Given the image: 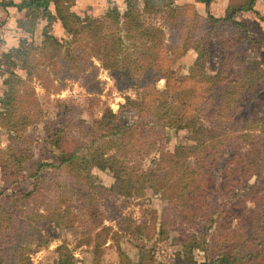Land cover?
<instances>
[{"label": "trees", "instance_id": "trees-1", "mask_svg": "<svg viewBox=\"0 0 264 264\" xmlns=\"http://www.w3.org/2000/svg\"><path fill=\"white\" fill-rule=\"evenodd\" d=\"M257 1L229 0L225 16L219 17L200 13L193 3L144 0L142 10L139 0H126L127 12L123 16L111 12L110 21L81 17L72 9L76 0L3 3L27 10L19 26L31 35L45 17L50 23L61 20L71 37L62 41L46 28L40 44L24 37L18 47L3 53L9 76L0 100V127L14 134L4 149L0 130V178L5 181L0 188V264H33L31 245L49 243L44 231L49 222L65 220L69 227L88 230L111 219L133 236L161 240L176 222L202 217L215 223L226 214L238 221L219 246L211 247L205 264H264V135L243 132L252 101L264 102V60L249 57L263 43L236 19L242 11H256ZM52 2L56 14L50 9ZM143 11L163 14L168 30L148 23ZM212 43L220 57L215 73L206 67ZM192 50L198 53L192 70L174 71V64ZM96 56L120 90L141 91V97L130 100L139 108L137 121L123 126L118 114L107 108L103 117L90 122L82 116L81 106L62 101L56 117L45 119L39 149L44 155L55 147L59 155L52 163L39 161L29 171L37 153L36 135L28 128L45 115L32 86L34 77L56 92L68 79H81L95 97L103 91ZM19 64L29 73L27 78L12 70ZM57 80L59 85H54ZM167 129L193 130L194 143L166 149ZM158 148L159 159L147 165L146 158ZM100 171L112 175L110 186ZM27 177L35 181L30 191L18 188ZM59 185L68 193L56 200ZM148 189L165 201L160 226L157 211L152 223L144 218L138 222L125 218L117 204L119 197L145 195ZM107 231L98 233L95 264H103ZM117 246L120 260L113 264H162L148 248L135 262L121 244ZM62 248L59 264H87ZM190 262L200 264L195 258Z\"/></svg>", "mask_w": 264, "mask_h": 264}, {"label": "rangeland", "instance_id": "rangeland-1", "mask_svg": "<svg viewBox=\"0 0 264 264\" xmlns=\"http://www.w3.org/2000/svg\"><path fill=\"white\" fill-rule=\"evenodd\" d=\"M177 4H196L200 13L208 15L212 13L219 17H224L229 0H214L210 5H206L203 2L197 0H175ZM142 10L144 9V0H139ZM2 12L0 14V100L4 93L7 91V86L4 84V80L9 76L7 71L8 66L3 63V53L9 52L11 47L5 45L4 38L6 19L8 13L5 8L0 5ZM73 10L81 17H91L98 21H110V13L117 12L123 16L128 6L126 0H77ZM256 11H242L236 15V19L245 23L250 28L252 36L258 38L263 47L260 51H253L250 53V58H259L264 60V0H258L255 6ZM20 12V11H19ZM22 13V12H21ZM26 12H23L24 15ZM143 18L150 24L160 26L168 30L165 25L163 14L153 11H143ZM43 18V17H42ZM40 19L41 23L37 28L34 35L28 36L40 44L43 40V30L48 24L47 20ZM45 18V17H44ZM123 20V17H122ZM47 28L50 32L58 37L62 41H66L71 37L68 29L64 27L61 21L49 22ZM27 34L15 33V45H20V40ZM133 45L130 44L132 49ZM133 51V49H132ZM198 53L194 50L190 51L187 56L176 62L173 66L174 71L179 74L189 73L195 65ZM95 63L99 67V79L103 91L101 94L92 96L86 87L83 85L81 79H68L67 85L60 92H56L55 88L50 90L46 89L41 80L35 76L32 82V86L36 89L37 99L39 100L41 107L44 111V118L40 123L34 126H30L28 131L33 132L36 135V141L34 148L37 156L30 163L29 171H33L38 167V162L43 161L45 163H52L54 159L59 155V150L55 147H51L52 151L48 154L42 155L39 151L43 139L45 137L44 125L45 119L49 117L55 118L58 111V103L62 101L70 102L82 107V116L88 121L92 122L98 118L103 117L107 108H112L114 112L118 114V118L122 125H132L138 119L139 108L130 105L131 99H138L141 97V91L137 88H129L120 90L116 84V80L109 69H106L101 64V59L98 56L93 58ZM220 66L219 49L215 43L211 44L210 59L207 62V72L215 73ZM24 78H27L29 73L23 69L22 65L13 67ZM54 85H59V80L55 81ZM166 85V80H162L159 83L161 88ZM92 96V97H91ZM129 99V100H128ZM176 103V102H174ZM1 105V102H0ZM1 148H8L10 143L11 133L6 128H1ZM243 132L249 134H263L264 135V102L252 101L251 106L247 109V117L244 122ZM167 135H169L170 141H165V148L174 151L178 145L193 144L192 136L194 131L191 129L181 130L176 132L174 129H167ZM196 143V142H195ZM161 149V148H160ZM162 150V149H161ZM116 150H111L108 155L114 153ZM123 157V156H122ZM160 150L152 152L150 156L146 158V164L151 165L155 158L159 159ZM32 167V168H31ZM49 170V169H48ZM52 171V170H51ZM101 179L105 184L109 186L113 183V177L106 171L98 172ZM2 178V177H1ZM0 178V188L5 186V181ZM35 187V181L33 178L27 177V179L20 180V186L18 188L30 191ZM68 191L65 186L59 185L56 187L55 198L59 200ZM9 194V192H8ZM122 196L117 199V204L122 205V215L131 217L140 222L141 219H146L150 223L153 222V214L158 212L160 226L161 215L165 206V201L160 194L155 193L152 189H148L145 195H135L131 198L124 200ZM124 200V201H123ZM249 204H254L249 200ZM238 219L230 218L229 215H223L215 223L206 222L202 217H197L192 220H181L175 223L174 228L169 231L167 237L157 240H150L146 236L131 235L127 230L123 229L117 221L107 219L101 226H96L85 230L84 227H78V225L67 226L66 221L63 220V224L55 225V222L46 223L44 229L46 236L49 239V243L43 247H37L34 244L31 248L34 249L30 252L31 260L33 264H59L60 252L59 247H63L62 251H66L67 248L74 254V257L87 264H95L94 250L96 240L98 239V233L103 228H108L107 242L103 244V264H113L120 260L118 246L121 244L122 249L128 253L133 261L138 262L141 258L143 249H150L152 253L158 257V261L162 264H192L191 258H195L200 261V264L207 263V253L210 252L212 246H219L224 238V235L229 232L237 223ZM85 242V243H83ZM87 242V243H86Z\"/></svg>", "mask_w": 264, "mask_h": 264}, {"label": "crops", "instance_id": "crops-1", "mask_svg": "<svg viewBox=\"0 0 264 264\" xmlns=\"http://www.w3.org/2000/svg\"><path fill=\"white\" fill-rule=\"evenodd\" d=\"M7 1H13L15 4H20L23 2V0H0V5H2L5 8V10H7V13H8L6 19H9L5 23V25H6L5 29L2 30L4 32V38L6 41L5 45L8 47H11V48L12 47H18L19 45H15V39H14V41L12 40L13 38H15V33H17V34L25 33V34H27L25 37L30 36L29 32L25 31L23 28H21L19 26V21L22 19H25L27 17V10L26 9L20 10L16 6H4L3 3L7 2ZM76 3H77V0H76ZM74 7H75V5L73 6V8ZM50 9H51L53 14H56V6L53 2L50 5ZM1 12H2V9L0 8V14H1ZM23 12H26V13L24 15H22ZM43 20L48 21L47 18H42V21ZM57 21H61V20L56 19L54 22L57 23ZM40 24L41 23L38 24L37 28L39 27ZM48 25H49V21H48V24L44 27V29H46ZM37 28H36V31H37ZM43 32H44V30H43ZM19 44H20V42H19Z\"/></svg>", "mask_w": 264, "mask_h": 264}]
</instances>
